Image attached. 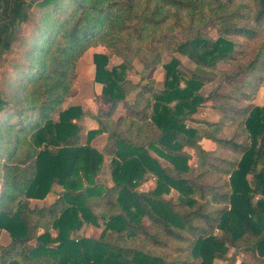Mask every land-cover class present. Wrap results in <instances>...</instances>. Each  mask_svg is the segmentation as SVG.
Returning a JSON list of instances; mask_svg holds the SVG:
<instances>
[{
  "label": "trees",
  "instance_id": "trees-1",
  "mask_svg": "<svg viewBox=\"0 0 264 264\" xmlns=\"http://www.w3.org/2000/svg\"><path fill=\"white\" fill-rule=\"evenodd\" d=\"M31 5L39 9L35 25L14 36L21 55L7 72L10 96L0 95V231L11 238L0 247V264H215L227 258L228 246L263 257L264 105L247 101L263 80L264 0ZM243 37L259 41L247 59L236 55L237 45L244 54ZM97 44L123 59L109 69L107 54L93 56L95 80L103 84L99 101L108 109L88 140L107 134L104 152L81 144V107L61 108L79 58ZM177 52L195 67L186 75L172 56L163 63V89L127 77L135 58L148 69L163 53ZM221 62L233 66L221 71ZM217 76L221 84L201 92ZM224 83L231 89L222 91ZM122 101L128 114L112 118ZM201 106L222 117L202 119L195 115ZM204 138L217 148L203 147ZM105 155L111 184L97 179ZM149 172L156 186L139 190ZM56 183L62 192L55 201L32 206ZM172 189L177 197L165 195ZM99 218V236L79 233L86 224L99 226Z\"/></svg>",
  "mask_w": 264,
  "mask_h": 264
},
{
  "label": "rangeland",
  "instance_id": "rangeland-1",
  "mask_svg": "<svg viewBox=\"0 0 264 264\" xmlns=\"http://www.w3.org/2000/svg\"><path fill=\"white\" fill-rule=\"evenodd\" d=\"M38 7L34 6L30 13H33L31 20L27 24H23V29H21L20 34L25 35L28 31L33 29ZM208 32H210L213 36H216V30L212 26H208L205 28ZM177 34L180 38L183 37V31L176 30ZM246 43V47H244L245 51L243 54V51L241 53V49H243L242 45H237V53L236 55L240 58L247 59L251 57L257 46H258V40L253 39L251 37L242 38ZM96 52H102L108 55L109 61H108V68L112 69L115 66H118L122 63L123 59L121 56L117 55L116 53L111 52V50L102 45L97 44L90 46L83 55L79 58L77 67H76V73L77 76L74 79L73 87H72V95L67 98V100L62 104L61 108H67L72 105H79L82 109V115L75 119L81 126V144H90L96 149H98L101 152H104L105 146L107 144V136L102 134H97L94 136L90 141L88 140V135L90 130H95L99 127L98 117L102 113V110L108 107V105L103 104L98 101L99 96L102 94L103 90V84L100 82H97L95 80V64L93 60L94 53ZM20 45L18 42H14L11 44V47L4 52L0 53V95H9L11 90V85L9 83V80L7 76L11 70V62L17 61L20 59ZM177 57L181 61L180 69L186 74L189 75L190 71L195 67V64L185 55L181 53H163V61L162 63H159L158 65H154L151 68H144L141 60L139 58H135L133 60V69L128 70L127 77L131 79L133 82H150L153 83L156 89H163L165 87V69L163 67V63L168 62L171 57ZM243 56V57H242ZM233 65H231L228 62H221L219 64V69L221 71L224 70H230ZM263 80L259 82L254 89V94L250 100L247 102L254 101L255 104L258 105H264V72H263ZM220 82V77H215L214 80L206 82L201 92H208L209 90L217 87ZM231 89V85L229 83H224V86L221 87L222 91H228ZM135 93V92H134ZM134 93L130 94L128 96V99L131 100L134 97ZM133 100V99H132ZM128 114V109L124 105V102H120L117 110L113 114L112 118L116 119L119 116L126 117ZM55 119L58 118V111L53 113ZM202 119L210 120V121H217L222 117V113L218 110H215L211 107L201 106L198 109V112L195 114ZM193 125H196L195 123H192ZM201 144L203 147L207 149H216L217 144L209 139H202ZM219 152L223 155H226L228 157H235L237 154L235 152H231L226 149H219ZM152 153L155 155V152L152 151ZM109 156L105 155L104 162L101 166V170L97 176V179L100 182L111 184V174H110V167H109ZM0 172L1 169H0ZM156 177L154 174H151L150 172L146 174V177L143 181H141L137 188L139 190L147 191L150 189H153L156 186ZM62 192V185L60 184H54L52 191L43 199H31L32 206L39 205H49L53 201H55L58 197V195ZM167 197L174 196L177 197L178 193L175 189H172L169 193L165 194ZM144 221L148 223V219L145 218ZM105 227V224L103 223L102 219L99 218V226H95L93 224H86L83 226V228L79 231V233H84L86 235H93V236H99L102 232L103 228ZM11 238L9 233L6 230L0 231V247L8 244L10 242ZM226 259H221L219 257H216L214 262L215 264H264V256L260 258H255L252 253L249 251L241 248L236 250L233 247L228 246V250L226 251ZM229 257V259H228ZM231 258V260H230Z\"/></svg>",
  "mask_w": 264,
  "mask_h": 264
},
{
  "label": "crops",
  "instance_id": "crops-1",
  "mask_svg": "<svg viewBox=\"0 0 264 264\" xmlns=\"http://www.w3.org/2000/svg\"><path fill=\"white\" fill-rule=\"evenodd\" d=\"M32 1L0 0V53L10 48L15 35H21L20 32L24 27L23 24H27L21 20L32 9ZM107 109L108 107L102 110V112ZM104 135L107 136L108 141V135L105 133Z\"/></svg>",
  "mask_w": 264,
  "mask_h": 264
}]
</instances>
